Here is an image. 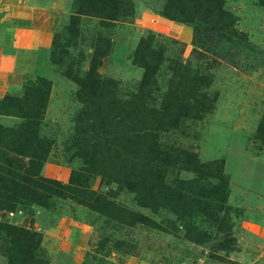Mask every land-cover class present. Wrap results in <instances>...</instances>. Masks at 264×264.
I'll use <instances>...</instances> for the list:
<instances>
[{"label": "rangeland", "instance_id": "374dc122", "mask_svg": "<svg viewBox=\"0 0 264 264\" xmlns=\"http://www.w3.org/2000/svg\"><path fill=\"white\" fill-rule=\"evenodd\" d=\"M88 1L101 2L30 0L46 9L53 34L42 65L43 76L52 81L40 131L51 143L45 162L51 166L44 172V165L42 174L67 184L72 170L84 164L86 153L75 146V137L78 131H96L78 121L84 90L80 93L73 77L87 79L95 61L100 64L96 72L112 82L109 88L122 98L146 94L144 121L151 119L150 125L157 126L154 140L160 149L177 148L201 164H222L228 199L208 237L199 242L185 238L181 226L180 232L168 226L177 215L143 207L124 184H108L99 176L91 178L92 189L109 194L160 229L150 224L119 229L72 198L45 191L26 209L1 210L0 223L36 233L45 264H264V0H222L221 17L206 9V0H117L121 7L110 18L98 6L90 10ZM157 17L163 20L155 23ZM162 23L184 25L188 36L173 35ZM199 25L219 31L195 40L193 30ZM242 58L248 63L238 68L234 60ZM27 79L4 96L22 100ZM20 122L0 118V126ZM105 142L94 139L88 155L103 158ZM191 174L173 168L167 180L178 183ZM6 232L0 230V264H12ZM108 234L106 248L115 246L113 252L107 257L94 253ZM37 255L25 258L33 264Z\"/></svg>", "mask_w": 264, "mask_h": 264}, {"label": "trees", "instance_id": "16d2710c", "mask_svg": "<svg viewBox=\"0 0 264 264\" xmlns=\"http://www.w3.org/2000/svg\"><path fill=\"white\" fill-rule=\"evenodd\" d=\"M97 1L101 2L94 4L88 1V7L95 10L98 6L107 18L116 16L121 7L117 0ZM206 1L210 2V6H206L207 10L218 17L225 14L220 5L222 0ZM218 31L215 27L209 30L208 25H199V29L193 30V35L197 40L201 34L215 35ZM99 65L95 61L91 62L87 79L76 75L73 77L80 85V93L84 90V96L80 94L84 110L78 121L88 124L96 133L77 132L74 144L82 153H86L82 154L85 155V161L80 170H72L67 184L42 174L51 143L41 136L40 131L49 104L52 81L44 76H37L36 80L27 79L22 100L18 101L12 96L0 99L3 100L0 103V115L21 121L18 126H0V211L20 207L26 209L29 202L36 203L33 199L43 197L40 191H45L72 198L120 225L119 229L136 224H150L156 228L149 218L133 212L123 203L115 202L109 194L92 189L91 178L99 176L108 184H124L134 193L133 200L135 198L143 207L149 206L154 212L164 209L177 215L176 220L168 221L169 227L180 232L181 226L185 238L204 241L210 234V227L218 222L220 209L228 199L229 183L223 174L222 164H201L192 153L177 148L171 151L160 149V144L156 145L154 140L158 135L157 126L154 122L150 125L151 119L144 121L147 111L142 109L147 108L146 94L122 98L109 88L113 87L112 82L104 80L96 72ZM128 118H132L131 122ZM136 119L137 123L134 121ZM118 124L119 127L115 128ZM94 139L98 143L106 141L103 158L88 155L89 151L93 152L91 142ZM105 165L108 167L106 170L103 168ZM181 167L192 173V177L178 183L175 180L168 182L169 169ZM45 182L50 185L46 186ZM177 220L183 224H176ZM0 230L7 231L9 239L4 244L13 251L10 257L12 264H30L25 257L28 255L34 260L36 253L38 259L33 264H45L39 252L40 238L36 233L7 223H0ZM110 239L111 234L103 235L101 245L98 250H93L94 253H104L107 257L113 252L115 246L106 248ZM16 254L23 257L17 259ZM89 255L94 258L95 254Z\"/></svg>", "mask_w": 264, "mask_h": 264}, {"label": "crops", "instance_id": "0c3cea01", "mask_svg": "<svg viewBox=\"0 0 264 264\" xmlns=\"http://www.w3.org/2000/svg\"><path fill=\"white\" fill-rule=\"evenodd\" d=\"M158 20L163 18L157 17L155 23ZM162 26L168 27L173 35L184 33L187 37L189 33L188 28L179 23H162ZM52 35L46 9L30 0H0V99L25 79L43 76L42 65L52 45ZM234 63L242 68L248 60L242 58ZM0 118L11 117L0 115ZM50 166L46 163L44 172ZM59 170L65 171H56ZM45 176L61 180L49 173Z\"/></svg>", "mask_w": 264, "mask_h": 264}, {"label": "built area", "instance_id": "2783aa9c", "mask_svg": "<svg viewBox=\"0 0 264 264\" xmlns=\"http://www.w3.org/2000/svg\"><path fill=\"white\" fill-rule=\"evenodd\" d=\"M15 213H19V211H18V212H11L10 214H11V215H14Z\"/></svg>", "mask_w": 264, "mask_h": 264}]
</instances>
